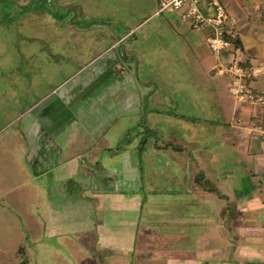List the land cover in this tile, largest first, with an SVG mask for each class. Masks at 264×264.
I'll list each match as a JSON object with an SVG mask.
<instances>
[{
	"label": "crops",
	"instance_id": "0c3cea01",
	"mask_svg": "<svg viewBox=\"0 0 264 264\" xmlns=\"http://www.w3.org/2000/svg\"><path fill=\"white\" fill-rule=\"evenodd\" d=\"M209 1L200 0L205 11ZM223 2L234 20L233 31L240 44L238 55L247 64L249 85L264 93V0ZM157 13L158 10L152 15ZM167 18L170 22L156 25L155 30L175 50L177 73L184 78L187 89L195 93L193 104L189 105L193 112L188 114V119L184 114L166 111L164 114L162 108L157 109L159 116H163L158 119L161 141L160 145H154L156 153L152 155L160 161L157 168L148 167L150 174L162 181L160 185L165 191L160 196L171 197L170 205L176 208L188 206L186 214L181 208L176 218L169 216L179 224L176 234L171 236L173 240H154L160 234L154 236L147 230L137 234L139 206L145 195L140 191L115 193L116 179L104 176L105 172L94 179L92 176L79 179L84 194L63 207L49 203L50 215L63 218L70 207L73 221H79L83 229L85 225L96 229L100 244L131 251L132 257L136 252L148 254L134 260V264H264V140L253 131L254 127L264 128V111L229 95L226 77L219 76L212 68L215 61L205 41L208 30H192L173 11ZM126 35L117 36L87 59L79 72L65 80L70 82L69 93L62 92L66 87L59 88L61 93H54L53 88L34 108L49 135L48 150L57 155L69 150L74 133L80 135L78 131H85L91 137L108 131L113 135L111 125L121 117L128 122L140 117V123L155 125L157 121L144 111L152 98L147 76L145 82L137 81L132 91L126 89L124 95L118 96L120 89L134 79L136 71L142 70L143 64L149 67V72L152 70L151 57L143 46L148 37L146 31L142 48L129 45L119 50L125 37H129ZM167 59L159 66L164 86L175 77ZM97 62H100L98 66ZM164 127L170 131L175 128V134L165 135ZM55 139L63 142L62 147L56 146ZM0 145V165L28 174L30 164L26 162L27 150L21 137H6ZM113 146L101 148L109 151ZM66 162L58 165L66 167ZM47 173L51 174L48 170ZM26 180L34 186L31 179L26 177ZM186 230L189 232L184 233Z\"/></svg>",
	"mask_w": 264,
	"mask_h": 264
},
{
	"label": "rangeland",
	"instance_id": "374dc122",
	"mask_svg": "<svg viewBox=\"0 0 264 264\" xmlns=\"http://www.w3.org/2000/svg\"><path fill=\"white\" fill-rule=\"evenodd\" d=\"M156 10V0H0V142L6 137H21L27 150L25 159L30 164L28 174L0 165V264H134V260L148 256L136 252L132 257L131 251L100 244L96 229L89 225L83 229L79 221H73L70 207L63 218L50 215L51 202L61 207L76 202L84 194L79 179H94L100 172L116 179L115 193L140 191L145 195L139 206L137 234L148 231L154 236L160 234L154 240H173L171 236L179 224L169 216L176 218L181 208L186 214L188 206L176 208L170 205L171 197L160 196L165 191L162 181L150 174L148 167L159 166V158L152 154L156 153L154 145L161 141L160 108L164 114H184L188 119L195 93L187 89L184 78L177 73L175 50L155 30L156 25L170 22L167 17L172 10L152 15ZM130 29L133 30L128 33ZM145 31L148 37L143 46L151 57L152 70L149 72L143 64L118 96L124 95L126 89L132 91L137 81L145 82L147 76L152 98H148L144 111L157 121L155 125L140 123V117L129 122L121 117L110 124L113 135L108 131L91 137L78 131L80 135L74 133L69 150L64 149L61 155L48 150L49 135L34 108L53 88L54 93H61L59 88L66 87L62 92L69 93L70 82L65 80L117 36L129 35L124 36L127 39L119 50L129 45L142 48ZM165 57L175 76L167 86L159 76ZM164 128L165 135L175 134V128ZM60 139H55L58 147L63 144ZM110 144H114L111 150H102ZM65 162L66 167L58 165ZM110 170L113 171L109 173ZM26 177L33 181V187Z\"/></svg>",
	"mask_w": 264,
	"mask_h": 264
},
{
	"label": "built area",
	"instance_id": "2783aa9c",
	"mask_svg": "<svg viewBox=\"0 0 264 264\" xmlns=\"http://www.w3.org/2000/svg\"><path fill=\"white\" fill-rule=\"evenodd\" d=\"M158 12L172 10L178 19L197 32L207 31L205 38L215 63L213 70L227 79L226 89L231 97L251 107L264 111V93L255 91L249 85L250 74L242 65L238 48L234 45L236 34L234 20L229 15L223 0H210L205 11L200 0H156ZM262 140L264 128L254 127Z\"/></svg>",
	"mask_w": 264,
	"mask_h": 264
},
{
	"label": "trees",
	"instance_id": "16d2710c",
	"mask_svg": "<svg viewBox=\"0 0 264 264\" xmlns=\"http://www.w3.org/2000/svg\"><path fill=\"white\" fill-rule=\"evenodd\" d=\"M234 45L236 46V48H238V49L240 48V44H239V41H238L237 38L234 40ZM242 65L247 69V64L246 63L243 62ZM24 264H26V262Z\"/></svg>",
	"mask_w": 264,
	"mask_h": 264
}]
</instances>
